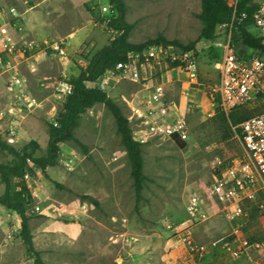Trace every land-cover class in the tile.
I'll return each mask as SVG.
<instances>
[{"label":"rangeland","instance_id":"obj_1","mask_svg":"<svg viewBox=\"0 0 264 264\" xmlns=\"http://www.w3.org/2000/svg\"><path fill=\"white\" fill-rule=\"evenodd\" d=\"M124 2L125 20L132 25L131 43L162 36L186 46L200 36L201 0ZM0 5L15 6L23 13L20 27L30 39L66 45L67 57L39 55L21 67L29 95L41 105L15 121L18 142L12 145L21 150L35 140L40 145L36 155L43 156L48 124H56L66 99L59 97L57 84L77 77L80 67L109 45L116 33L105 21L117 13L109 0H0ZM211 47L205 40L195 44L202 86H189L185 75L156 64L147 67L139 81L106 73L96 83H87L105 91L122 108L134 139L143 145V198L136 203L131 165L113 116L104 105H95L80 116L73 131L78 143L59 145L57 165L43 172L28 164L24 181L33 203L27 215L34 247L45 264H264V193L256 201H242L237 208L227 207L211 193L221 171L218 161H231L241 150L239 141L220 122L219 110L207 105L218 75ZM6 80L0 70V135L4 140L3 133L17 115ZM157 86L163 88L159 107L172 108L169 120L185 121L186 140L150 133L158 116L136 114L138 110L148 114L143 101ZM191 101L203 103L204 108L194 110ZM248 109L259 112L264 104ZM11 159L0 152V164ZM4 191L0 182V196ZM193 197L199 198L204 217L190 214ZM231 214L235 217L230 218ZM19 234V216L0 205V264H36ZM237 237L250 245L239 256L234 255L241 245Z\"/></svg>","mask_w":264,"mask_h":264},{"label":"built area","instance_id":"obj_2","mask_svg":"<svg viewBox=\"0 0 264 264\" xmlns=\"http://www.w3.org/2000/svg\"><path fill=\"white\" fill-rule=\"evenodd\" d=\"M237 3L230 5L234 9L231 20L217 28V37L211 42L217 54V59L213 60V69L218 75L209 89L206 101L209 108L219 110L225 115L238 107L264 104V57L256 53L248 60L240 59L232 40L233 34L247 18L246 13L239 14L236 11ZM259 4V9L253 14L252 27L264 36V0ZM23 18V13L15 6L0 5V70L7 76L5 86L13 95L17 111V115H13V122L3 133L11 144L18 142V125L14 124L15 121L26 118L41 105L29 95L28 80L22 75L21 67L30 60H36L39 55L67 57L63 41L39 42L26 36L20 27ZM172 63L176 66L171 69L169 67ZM154 64L163 65L167 70L179 71L187 77L189 86H202L196 53L192 50H179L174 46L152 45L141 53L131 52L127 61L117 64L115 70L108 71L107 74L116 73L132 81H139L147 67ZM72 88L70 82L61 81L56 90L60 93L59 97H67ZM162 98L163 88L157 86L148 99L143 101L148 114L145 115L142 110L140 113L138 110L136 114L150 118L158 116L159 119L149 127L150 133L186 140L188 130L185 121L169 120L172 108L159 107ZM189 106L197 111L204 108L203 103L196 101H191ZM1 119L3 113H0ZM238 128L239 133L235 138L239 141L240 155L226 163L218 161L221 171L211 186V193L229 208H237L242 201H256L264 193V111L245 120ZM189 212L194 218L196 215L204 217L199 198L191 199ZM234 217L231 214L230 218ZM237 239L241 245L234 249L235 256L250 247L247 240L240 237Z\"/></svg>","mask_w":264,"mask_h":264},{"label":"trees","instance_id":"obj_3","mask_svg":"<svg viewBox=\"0 0 264 264\" xmlns=\"http://www.w3.org/2000/svg\"><path fill=\"white\" fill-rule=\"evenodd\" d=\"M113 11L117 13L115 17L108 18L105 23L108 29L114 31L116 36L109 45L97 52L87 61L86 67H80L77 77L70 79L72 92L68 95L60 110L56 124H48V146L43 156H37L36 151L40 150L37 141L31 140L25 144L21 150L15 148L11 143L4 140L0 135V152L12 157L6 164H0V182L4 185L5 191L0 196V205L15 212L20 218V238L26 246L28 256L35 258L36 264H45L39 252L33 244V235L30 229V217L27 215L29 207L33 203V196L24 179L29 175L28 164L31 163L41 171L48 167L57 165L60 156L61 143L76 141L73 131L78 125L79 118L89 109L97 104H102L113 116L117 133L121 138V143L127 151L131 165V177L135 191L136 203L138 204L143 196L146 176L144 175V159L142 144L133 137L130 123L122 108L115 103L105 91L99 87H89L87 83H96L108 71L115 70L117 64L127 61L131 52L141 53L152 45L174 46L179 50H192L196 53L195 44L201 40L212 42L216 39L217 28L231 20L233 7L228 0H201L200 20L202 30L198 40L186 46L177 41H169L162 36L148 40L144 43H131L129 35L132 25L125 20L126 5L124 0H109ZM260 4L255 0H239L236 11L246 13L247 18L238 30L233 34V43L236 54L240 59L248 60L254 53H260L264 57V36L251 31L253 26V14L258 10ZM213 60L217 59L216 51L211 47ZM176 64H170L169 68ZM253 112L248 107H238L229 115L219 111L220 122L231 131L233 136L239 133L238 125L256 114L263 112ZM236 127L234 130L233 128ZM20 180V183H15Z\"/></svg>","mask_w":264,"mask_h":264},{"label":"crops","instance_id":"obj_4","mask_svg":"<svg viewBox=\"0 0 264 264\" xmlns=\"http://www.w3.org/2000/svg\"><path fill=\"white\" fill-rule=\"evenodd\" d=\"M29 34H31V32H30V31H29ZM25 35H26V36H28V35H27V33H26ZM34 40H37V39H34ZM37 41H39V40H37Z\"/></svg>","mask_w":264,"mask_h":264}]
</instances>
